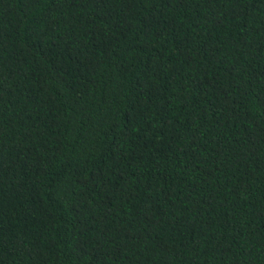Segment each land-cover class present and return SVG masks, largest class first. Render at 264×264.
<instances>
[{"label":"trees","instance_id":"1","mask_svg":"<svg viewBox=\"0 0 264 264\" xmlns=\"http://www.w3.org/2000/svg\"><path fill=\"white\" fill-rule=\"evenodd\" d=\"M0 264H264V0H0Z\"/></svg>","mask_w":264,"mask_h":264}]
</instances>
